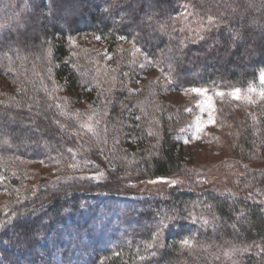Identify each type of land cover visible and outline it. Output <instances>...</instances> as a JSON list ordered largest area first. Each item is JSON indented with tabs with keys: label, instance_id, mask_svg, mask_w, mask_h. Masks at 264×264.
Returning <instances> with one entry per match:
<instances>
[{
	"label": "trees",
	"instance_id": "1",
	"mask_svg": "<svg viewBox=\"0 0 264 264\" xmlns=\"http://www.w3.org/2000/svg\"><path fill=\"white\" fill-rule=\"evenodd\" d=\"M29 22L0 37V264H264V204L251 191L264 169H246L237 193L130 190L201 178L182 149L187 115L166 92L256 85L264 0H49ZM82 35L111 61L77 45ZM149 64L168 81L148 77ZM240 118L235 150L260 160L264 112ZM20 159L61 174L34 190L12 170Z\"/></svg>",
	"mask_w": 264,
	"mask_h": 264
},
{
	"label": "rangeland",
	"instance_id": "2",
	"mask_svg": "<svg viewBox=\"0 0 264 264\" xmlns=\"http://www.w3.org/2000/svg\"><path fill=\"white\" fill-rule=\"evenodd\" d=\"M45 2V3H44ZM49 6V0H0V37L23 32L30 25L29 16L39 5ZM76 43L83 48H91L103 55V61H111V53L107 46L91 36L77 37ZM123 48H130L131 44L123 42ZM137 50V51H136ZM134 53L139 54V49ZM144 65V72L148 77L167 82V77L154 66ZM240 89V98L236 99L233 89H219L212 87H186L169 89L167 100L174 107L184 111L187 115L185 125L180 131L182 149L189 164L195 166L201 174L194 184L179 176L162 177L152 181L131 184L130 190L139 195L164 194L173 188L209 189L218 194L236 192L239 176L246 169H264V155L260 160L245 162L243 156L235 150L233 133L237 130V122L241 116H260L264 112V83ZM193 89H201L200 93ZM210 104H209V99ZM88 110L89 105L83 100L80 106ZM91 117L87 118L90 125ZM90 127V126H89ZM21 160V159H20ZM12 166L19 173H27L26 185L34 190L49 177H59L61 167L41 162H25L21 160ZM95 176V175H93ZM91 176V177H93ZM238 187V186H237ZM256 197L264 204V187L251 189ZM10 195L6 189H0V212L8 206ZM119 206V205H117ZM119 207H122L121 205ZM83 254L80 252V256Z\"/></svg>",
	"mask_w": 264,
	"mask_h": 264
},
{
	"label": "snow or ice",
	"instance_id": "3",
	"mask_svg": "<svg viewBox=\"0 0 264 264\" xmlns=\"http://www.w3.org/2000/svg\"><path fill=\"white\" fill-rule=\"evenodd\" d=\"M261 82L264 83V76L261 77ZM192 91L196 92V93H200L203 90H201V89H193ZM233 95L235 96L236 99H239L240 98V89H238V88L235 89L234 92H233ZM261 95L264 96V92H261ZM208 99H209V104H210L211 98H208ZM185 243H187V241H185Z\"/></svg>",
	"mask_w": 264,
	"mask_h": 264
}]
</instances>
